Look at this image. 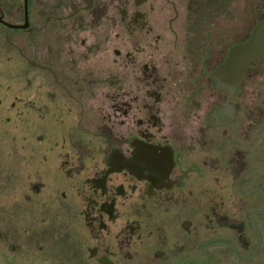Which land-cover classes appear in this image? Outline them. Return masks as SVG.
<instances>
[{
  "label": "flooded vegetation",
  "instance_id": "af4514ba",
  "mask_svg": "<svg viewBox=\"0 0 264 264\" xmlns=\"http://www.w3.org/2000/svg\"><path fill=\"white\" fill-rule=\"evenodd\" d=\"M0 26L23 89L54 88L26 103L102 141L55 159L91 261L264 264V53L220 74L264 48V0H1Z\"/></svg>",
  "mask_w": 264,
  "mask_h": 264
},
{
  "label": "rangeland",
  "instance_id": "374dc122",
  "mask_svg": "<svg viewBox=\"0 0 264 264\" xmlns=\"http://www.w3.org/2000/svg\"><path fill=\"white\" fill-rule=\"evenodd\" d=\"M12 34L20 39V32ZM21 60L14 48L0 49V264H98L89 259L91 242L79 238L80 197L55 159L69 143L88 154L102 141L76 130L92 128V120L57 118L52 109L44 118L37 114L27 100L54 88L47 80L36 92L38 78L30 72L32 86L24 90Z\"/></svg>",
  "mask_w": 264,
  "mask_h": 264
},
{
  "label": "water",
  "instance_id": "95a60500",
  "mask_svg": "<svg viewBox=\"0 0 264 264\" xmlns=\"http://www.w3.org/2000/svg\"><path fill=\"white\" fill-rule=\"evenodd\" d=\"M13 26L15 27L16 25ZM24 26L26 25H22L21 27ZM262 32V29L258 30L253 40L234 48L227 62L223 65L220 71L221 75H225L231 70H235L237 75H241L251 60H254L264 53ZM114 155L115 153H113L112 156Z\"/></svg>",
  "mask_w": 264,
  "mask_h": 264
}]
</instances>
